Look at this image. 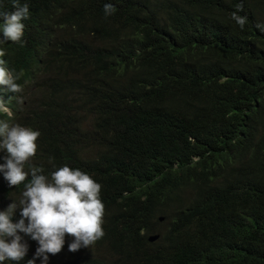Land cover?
Segmentation results:
<instances>
[{
  "label": "trees",
  "instance_id": "trees-1",
  "mask_svg": "<svg viewBox=\"0 0 264 264\" xmlns=\"http://www.w3.org/2000/svg\"><path fill=\"white\" fill-rule=\"evenodd\" d=\"M42 1L58 36L13 63L44 73L21 95L40 133L24 183L80 169L105 206L102 239L71 252L66 235L46 264H264V0ZM24 183L0 173L14 223ZM20 235L31 257L2 264L44 261Z\"/></svg>",
  "mask_w": 264,
  "mask_h": 264
},
{
  "label": "clouds",
  "instance_id": "clouds-1",
  "mask_svg": "<svg viewBox=\"0 0 264 264\" xmlns=\"http://www.w3.org/2000/svg\"><path fill=\"white\" fill-rule=\"evenodd\" d=\"M48 6L42 0L0 1V173L10 187H18L28 180L25 164L35 157L40 136L38 131L18 125L19 109L24 101L21 95L26 85H33L35 78L44 77L40 65L32 80H27L23 72L15 70L13 63L18 48L36 41L44 26L52 30V41L57 38V23L44 15ZM104 11L110 15L113 6L106 4ZM233 18L244 25L243 18L235 14ZM40 72L42 78L38 76ZM42 173L43 169L33 167L30 182L24 183L19 208L21 219L13 222L14 203L0 211V264L6 260L18 262L27 255L28 244L20 233L38 243L36 257H42L45 264L49 255L62 251L66 235L73 238L68 245L71 252L94 245L104 236L102 186L86 172L69 166L55 170L50 180ZM44 261H23V264Z\"/></svg>",
  "mask_w": 264,
  "mask_h": 264
},
{
  "label": "rangeland",
  "instance_id": "rangeland-1",
  "mask_svg": "<svg viewBox=\"0 0 264 264\" xmlns=\"http://www.w3.org/2000/svg\"><path fill=\"white\" fill-rule=\"evenodd\" d=\"M38 76H39L40 78H42V77H43V75H42V73H41V72H40V73H38ZM23 105H24V103H23V104H21L20 106H23ZM7 202H8V203H9V205H10V204L14 203V199H13V198H11V197H9V198H7ZM14 204H15V203H14ZM15 205H16V207L18 206V204H15ZM31 251H32V250H31ZM32 252H33V251H32ZM32 252H28L26 256H27L28 258H30V257H31L30 255H31V253H32ZM28 262H29V261H25V263H28ZM42 264H44V263H42ZM53 264H54V263H53Z\"/></svg>",
  "mask_w": 264,
  "mask_h": 264
},
{
  "label": "water",
  "instance_id": "water-1",
  "mask_svg": "<svg viewBox=\"0 0 264 264\" xmlns=\"http://www.w3.org/2000/svg\"><path fill=\"white\" fill-rule=\"evenodd\" d=\"M158 238H159V236L151 237V238H150V241H151V242H154V241H156Z\"/></svg>",
  "mask_w": 264,
  "mask_h": 264
}]
</instances>
